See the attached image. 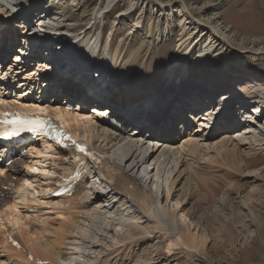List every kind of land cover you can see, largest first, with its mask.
I'll return each instance as SVG.
<instances>
[{"label": "bare ground", "instance_id": "1", "mask_svg": "<svg viewBox=\"0 0 264 264\" xmlns=\"http://www.w3.org/2000/svg\"><path fill=\"white\" fill-rule=\"evenodd\" d=\"M30 1L0 0V15L8 16L17 25L31 15L28 29L23 28L19 31L21 34H29L27 35L29 38L38 37L33 30L38 28V25L39 28L43 27L42 34L53 29L69 32L54 27V24H51L54 23L52 20L54 18L48 17L47 10L36 8L38 2L33 8H30L31 5L27 8ZM115 1L108 0L106 7H110ZM132 1V5L140 11L134 24L141 26L142 21L146 23L149 29L154 31L156 39L167 40L173 29L179 32L176 57L167 69L168 73H171V68L175 70L176 75L171 79L172 82L168 83L176 85L178 92L166 93L164 90L160 92L155 86L142 81L134 83L129 75L121 76L118 73L113 59L109 57L95 59L94 56L99 53L94 52L90 47L98 48L99 44L96 45V42H101V34L84 36L77 33V38L81 39L80 44H77L78 48L80 45L84 54L90 53V55H82L67 48L74 34L62 32L70 36H61L58 38L60 40L58 43L56 33H50L47 38L40 37L36 40L43 43L44 49L49 54L41 62L38 60L35 67L29 69L28 65L11 63L0 67L5 75V78H0V108H15L51 115L63 124L67 132L77 138H85L97 152L103 155L104 161L101 163L103 167H112L117 172L114 179H111L106 169H100L98 173L93 174L94 169L91 168L76 184L71 196L55 197L52 192L61 176L70 174L74 167L71 150L58 148L40 139L26 143L28 145L25 153H19V145H5L13 162L7 166L0 163V222L3 228L8 230L10 227L5 217L6 211H13L14 220L19 224L22 221L23 211L25 214H28L29 210L35 211L33 206L37 204L42 205L49 214L55 213L53 205L57 203L64 210L55 217L60 221L59 227H54L58 230L55 232L65 237L59 236L53 244L48 241L53 248L44 247V251H41L43 254L40 252L37 254L32 248L31 251L37 255L29 253L31 256L27 258L25 253L27 245L12 234L6 235V241L9 237L18 241L20 247L17 248L19 254L17 255L21 259L20 263L31 261L33 264H38L37 262L41 260L46 261L47 264H85L93 254L94 257L100 258L101 253L105 250L109 251L106 248L99 249L101 244L106 243L109 234L118 236L123 242V248L128 241L130 243L134 240V236L148 233L143 226L145 221L153 222L154 230L174 237V231L178 227L175 210L168 204L161 203L162 192L167 194L168 199V193L172 189L170 185H172L173 172L186 163L188 157H194L202 150L207 152L210 148L214 149L215 145H219V149L224 151L231 149L229 146L233 148L232 150L243 145L248 147L260 145L264 148V111H262L264 98L261 99L259 95L240 99L236 92L244 90V84H240L241 79L237 85L227 79L225 85L216 83L195 85V89L190 90L184 84L188 78L185 70L189 62L182 68L178 66L179 60L190 59L191 50L197 52L195 61H208L211 55L217 52L223 55H230L233 52L241 58L244 57V60L252 59L254 55L246 53L244 47L235 44L227 36L224 27L219 26L217 16L205 17L203 7L196 17L190 3L185 0ZM151 2L152 13L148 18L145 11ZM104 9L99 8L96 13L102 14ZM62 22L60 19L57 21L59 24ZM18 26H14V29L16 30ZM10 35L13 36L15 33L6 31L5 36H0V39L13 43L15 37ZM51 35L52 37H49ZM34 42L26 39L17 43L20 47L16 49L20 51L27 49L30 55L35 56L36 53H32L36 49L33 46ZM0 48L4 52L5 44L0 45ZM11 50L15 51L14 46ZM28 55L27 53L26 57ZM110 55L116 60L120 59L116 52ZM15 60L17 57L13 59ZM184 61L182 64L185 63ZM44 62L52 63L55 67L65 66L71 73L63 72L65 74L63 75L55 70L57 77H52L51 84L50 78L39 75ZM92 70L98 73L92 76L90 74ZM39 78H44L42 82L47 81L45 84L41 83L42 87H38ZM15 80L19 81L15 87L16 91L19 89L17 93L12 87ZM227 88H230L228 93ZM67 90L74 92L76 97L81 95L83 99L73 104V111L64 107L72 103L69 102L70 98L63 100L62 105L51 103L46 99L47 95L55 99L65 96ZM34 91L37 100H34ZM12 93L15 94L13 97ZM181 97H186L188 103L193 102L194 105L191 104L187 109L183 108L182 104L178 103L181 100H177ZM163 98H167L165 99L167 102L159 106L158 103ZM133 102L143 104L138 105ZM88 105H90L89 109H87ZM85 109L88 111H84ZM108 110L112 113L108 116L104 115ZM159 110H162V114H157ZM92 118L94 120H90ZM90 122L95 125L93 129L88 126ZM132 125L135 128L127 132L128 127ZM191 125L195 127L190 128ZM11 190L14 192H10ZM108 194L120 209H111ZM98 230H101L99 232L102 235L94 238ZM59 238L60 241L62 239L61 243ZM176 239L184 249L193 251L186 245L187 243L179 238ZM114 240L112 242H115ZM36 241L32 244L34 245Z\"/></svg>", "mask_w": 264, "mask_h": 264}, {"label": "rangeland", "instance_id": "2", "mask_svg": "<svg viewBox=\"0 0 264 264\" xmlns=\"http://www.w3.org/2000/svg\"><path fill=\"white\" fill-rule=\"evenodd\" d=\"M185 1L190 3L196 17L199 16L197 13L201 7L205 8V17L217 16L219 26L224 27L227 36L235 44L244 47L246 53L254 55V58L244 60V57L241 58L233 52L230 55L217 52L212 54L208 61H195L197 52L191 50L190 59L179 60L178 65L182 68L189 62L185 70L188 73L185 87L194 90L195 85L213 83L225 85L227 79L237 85L241 79L240 84H244V90L238 92L240 99L259 95L263 99L264 0ZM37 2L38 4L35 5L37 9H46L49 13L48 17L54 18L52 19L54 23H51L54 27L71 32L62 31L64 33L74 34L67 46L68 50L90 55L89 52L84 54L80 45L78 48L77 44H80L81 39L77 38V33L84 36L101 34V42H96V45L99 44L98 48L90 47L94 52L99 53L94 56L95 59L102 57L113 59L118 73L121 76L129 75L134 83L142 81L155 86L160 92L179 91L176 85L168 83L172 82L171 79L176 75L175 70L171 68V73L167 72L176 57L179 32L173 29L167 40H161L155 38L154 31H151L143 21L141 26L135 25L140 11L132 5V0H116L108 8L106 7L108 0H39ZM151 4L152 2L147 5L145 11L148 18L152 13ZM99 8H105V11L102 14L96 13ZM59 19L63 21L61 24L57 23ZM55 30L53 29L51 33H56ZM62 32L58 31L61 33L58 35L70 36ZM57 42L60 43V40L57 39ZM112 52H116L120 59H114L110 55ZM182 61L185 63L182 64ZM6 63L8 62L5 61L4 64ZM93 72L98 73L92 70L90 72L92 76ZM228 89L230 88H227V93ZM165 99L167 98H163L158 103L159 106L167 102ZM177 100H181L178 103L182 104V101L187 99L181 97ZM133 104L143 103L133 102ZM87 109L85 111H88ZM157 114H162V110ZM92 122L88 124L89 127L91 126L90 129L95 126ZM194 127L195 125H191L190 128ZM131 128L133 126L128 128L129 132ZM262 147L243 145L232 150L233 148L229 146L231 149L224 151L219 149V145H215L214 149L210 148L207 152L202 150L196 156L188 157L186 163L173 172L169 198L167 199L165 192H162L161 198L162 204H168L175 210V220L178 224L174 231L175 236H166L154 230L153 222L145 221L143 226L148 233L134 236V240L130 243L128 241L123 248L120 238L109 234L106 243L101 244L99 248L104 250L106 248L109 251L105 250L106 252L101 253L100 258L94 257L93 254L85 264H264V148ZM107 198L111 209H120L109 194ZM33 207L39 212L25 214L22 209V221L19 224L14 220L13 211L5 212L10 227L6 230L0 222L1 264H28V262L33 264L31 261L20 263L17 247L7 243L6 235L19 237L22 240L20 241L27 245L25 252L27 256L30 255L29 253L35 254L31 251L32 248L37 254L42 253L44 247L53 248L51 244L60 236L55 232L58 231L56 228L59 227L60 222L55 217L64 212L60 204L53 205L55 212L53 214L46 212L48 210L45 211L40 204ZM99 231L101 232L98 230L96 234L94 231V238L102 235ZM61 237L65 236L61 235ZM111 237L115 242H112ZM60 238L59 243L62 242ZM176 238L187 243L186 245L193 251L184 249ZM34 239L38 242H34L33 245Z\"/></svg>", "mask_w": 264, "mask_h": 264}, {"label": "snow or ice", "instance_id": "3", "mask_svg": "<svg viewBox=\"0 0 264 264\" xmlns=\"http://www.w3.org/2000/svg\"><path fill=\"white\" fill-rule=\"evenodd\" d=\"M3 123H6V124H12L14 125V131L12 134H17V131L16 130H24L25 127H29V126H34V127H44V124L43 122L41 121H27V120H22V119H15V120H5L3 121ZM53 139H56L57 143H59V137L58 136H54ZM79 150H83L82 148H80Z\"/></svg>", "mask_w": 264, "mask_h": 264}]
</instances>
